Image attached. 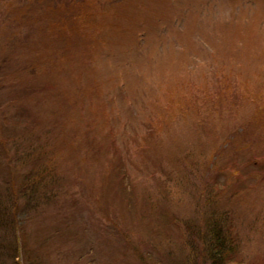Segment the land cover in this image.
<instances>
[{
	"label": "rangeland",
	"instance_id": "1",
	"mask_svg": "<svg viewBox=\"0 0 264 264\" xmlns=\"http://www.w3.org/2000/svg\"><path fill=\"white\" fill-rule=\"evenodd\" d=\"M0 264H264V0H0Z\"/></svg>",
	"mask_w": 264,
	"mask_h": 264
},
{
	"label": "trees",
	"instance_id": "2",
	"mask_svg": "<svg viewBox=\"0 0 264 264\" xmlns=\"http://www.w3.org/2000/svg\"><path fill=\"white\" fill-rule=\"evenodd\" d=\"M219 244H220V246L218 248V245ZM216 245H217L216 249H214V251L212 252L214 254V258L215 259H217L218 257H220L218 253L221 250V247L223 246L221 242H219V243L216 242Z\"/></svg>",
	"mask_w": 264,
	"mask_h": 264
}]
</instances>
